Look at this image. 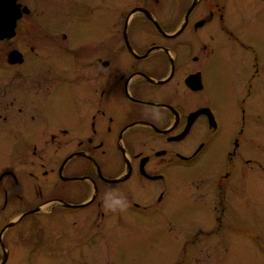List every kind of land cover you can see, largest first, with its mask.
<instances>
[{
    "label": "flooded vegetation",
    "instance_id": "af4514ba",
    "mask_svg": "<svg viewBox=\"0 0 264 264\" xmlns=\"http://www.w3.org/2000/svg\"><path fill=\"white\" fill-rule=\"evenodd\" d=\"M18 1L0 34V264H99L49 235L79 245L111 219L168 216L183 187L219 219L230 179L264 170V0H56L66 9L33 40L41 20ZM193 169L215 175V216L202 181L180 175ZM109 193L127 209L106 211Z\"/></svg>",
    "mask_w": 264,
    "mask_h": 264
},
{
    "label": "rangeland",
    "instance_id": "374dc122",
    "mask_svg": "<svg viewBox=\"0 0 264 264\" xmlns=\"http://www.w3.org/2000/svg\"><path fill=\"white\" fill-rule=\"evenodd\" d=\"M18 2L27 7L29 11L27 20L32 22L37 18L41 20L40 30L37 28L39 25H35L32 31H26V35L30 36L31 40L34 36L47 34L48 31L43 28L49 29L53 13L66 9L68 5L63 2L62 6L59 4L57 7L56 0H19ZM128 2L131 3L132 0H122V4ZM259 42L264 54L263 37ZM261 60L264 62V55ZM242 70L246 71L245 64ZM261 125L263 135L258 141L260 147L264 149V120ZM255 149V155L257 151L260 153L256 159H263L264 152L256 145ZM261 163L264 169V159ZM167 173V181L162 186L169 187L176 193L178 189L172 184L174 181L172 173L177 174V171ZM184 173L187 179L192 177L193 181H202L200 196L209 199L212 194L210 212L214 205L221 209L218 194L216 195L213 188L215 175L212 172L200 173L193 169L185 170L180 175L184 176ZM246 174L250 176L245 179L241 174L230 179L228 201L223 202L224 205H229V212L224 210L221 214V211H218L219 219L210 217L207 213H200L201 206L188 203L184 195L187 188L183 187L184 191L179 188L176 193L178 203L181 202L180 206L178 207L176 200L170 202L167 206L168 216L128 214L126 219L120 221L117 218L104 221L105 226L113 224L114 229L107 230L106 234L104 232L103 238L93 236L94 233L91 232L86 234L84 231L83 236L86 241L80 242L79 245L70 243L72 240L68 233L57 237L49 235L50 240L46 243L56 250L65 251L70 250L72 246L79 250L94 248V253H89L88 256L90 258L95 255L96 259L100 260L99 264H264V170L246 172ZM28 238L27 243L33 241L31 232L28 233ZM64 254V259L60 260L41 256L33 264H82L71 259L74 254ZM88 256L84 255L85 258Z\"/></svg>",
    "mask_w": 264,
    "mask_h": 264
},
{
    "label": "water",
    "instance_id": "95a60500",
    "mask_svg": "<svg viewBox=\"0 0 264 264\" xmlns=\"http://www.w3.org/2000/svg\"><path fill=\"white\" fill-rule=\"evenodd\" d=\"M16 7H18V5L15 4V0H0V14L4 15V17L1 16L0 19H9L11 21L10 24H6L2 27L3 31L0 32V34L5 32V30H7L8 28H12V22L17 17Z\"/></svg>",
    "mask_w": 264,
    "mask_h": 264
},
{
    "label": "clouds",
    "instance_id": "9594fccd",
    "mask_svg": "<svg viewBox=\"0 0 264 264\" xmlns=\"http://www.w3.org/2000/svg\"><path fill=\"white\" fill-rule=\"evenodd\" d=\"M153 111L155 112L156 118H158V111ZM104 208L106 211H111L114 213L117 211L123 212L127 209V201L124 198H116L109 193L106 194L104 198Z\"/></svg>",
    "mask_w": 264,
    "mask_h": 264
}]
</instances>
